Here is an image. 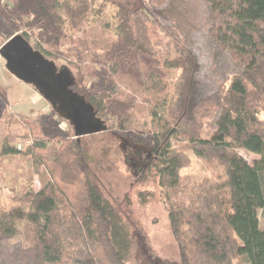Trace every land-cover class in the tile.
I'll return each instance as SVG.
<instances>
[{
  "label": "trees",
  "instance_id": "trees-1",
  "mask_svg": "<svg viewBox=\"0 0 264 264\" xmlns=\"http://www.w3.org/2000/svg\"><path fill=\"white\" fill-rule=\"evenodd\" d=\"M148 1L149 7L127 0H10V11L0 10L5 38L0 46L21 35L30 45L34 40L33 50L57 71L77 74L79 83L70 90L94 108L100 134L129 143L130 161L145 165L139 173L153 170L179 264H233L236 258L264 264V229L259 227L264 211V0H203L210 43L236 69L227 86L206 94L199 91L201 65L187 36L158 20L168 0ZM108 6L110 17L96 25L94 9L104 12ZM9 20L25 24L7 26ZM158 34L166 39L161 48L152 42ZM139 59L148 64H139L141 103L148 107L142 109L150 119L145 135L135 134L133 97L111 94L114 75L122 78L127 68L137 75L133 64ZM164 71L177 76L167 79ZM61 121L56 113L27 119L40 140L26 153L48 158L47 168L42 167L56 208L49 214L53 221L34 241L16 238L20 232L11 207L0 210V264H45L48 249L60 259L56 235L69 223L76 245L64 264H134L133 239L87 169L81 138L61 128ZM208 121L214 132L203 137ZM174 140L184 142L196 158L214 162L220 176L183 186L182 172L191 157L175 149ZM3 144L0 155L17 153ZM238 151L259 159L249 164Z\"/></svg>",
  "mask_w": 264,
  "mask_h": 264
},
{
  "label": "rangeland",
  "instance_id": "rangeland-1",
  "mask_svg": "<svg viewBox=\"0 0 264 264\" xmlns=\"http://www.w3.org/2000/svg\"><path fill=\"white\" fill-rule=\"evenodd\" d=\"M127 1L136 3L137 6H140L142 2L149 7L148 0ZM103 5L105 2L102 7ZM8 7L10 8V0H0V10L3 13L10 11ZM102 7L101 12L98 8L94 9L96 12L94 16L92 15V20L96 21V25L110 17L109 6L104 12ZM158 12L160 22H168L178 32V29L182 30V33L187 36L188 44L198 57L201 65L200 93L206 94L218 90L219 87L227 86L228 79L236 69L232 61L226 55L216 51L210 43V27L203 0H168L163 10L159 9ZM154 13L157 16V9ZM10 23L14 27H19L18 24L24 25L25 21L9 20V23L5 24L8 26ZM4 39L0 34V45ZM165 41V37L158 34L152 42L161 48ZM31 45H35L34 40H31ZM135 62L133 66L137 75L131 73L128 68L124 70L122 78L114 75L115 85L111 94L117 96L124 92L126 96L133 97L131 101L135 106V134L145 135L148 129L150 130V119L147 112L142 109L148 107L141 103L143 94L139 82L142 66L140 67L139 64H148L140 59ZM152 66L157 70V64L152 63ZM66 71L71 85L73 87L78 85L79 77L75 72L69 69L58 72ZM163 73L166 74L167 79H174L177 76V73L168 71ZM84 85L88 86L87 83ZM0 91L3 93L0 98H4L0 100V150L3 143H7L10 147L9 152L14 150L17 152L7 156L0 155V210L11 207V216L16 221L20 232L16 238L25 237L27 240L34 241V238L40 232H45L53 221L49 214L56 208V199L51 196L47 187L48 176L44 167L49 162L48 158L36 152L30 155L26 153L28 146L40 140L31 133L27 119L56 112L33 87L11 76L5 70L4 61L1 58ZM254 99L255 104L257 100ZM260 108H262L263 118L264 106L261 105ZM59 125L65 130H73L70 123L64 119ZM100 130L98 128L97 133L81 138V143L85 147L87 169L123 225L126 226L130 238L133 239L130 251L131 261L134 264H179L178 249L162 205V190L158 186L153 170L139 173V168L145 165L141 164L137 167L135 162L130 161V156L134 154L133 147L115 135L100 134ZM213 132L212 122H206L203 137H209ZM172 144L175 149L191 157L189 166L182 172L183 186L191 187L206 178L215 180L220 176V171H216L214 162L196 158L188 151L187 145L180 140H174ZM238 154L249 164L259 159L258 156L243 151H238ZM69 224L56 235L60 259L48 249L46 251L48 259L45 264H64L63 261L72 256L76 244L72 237V224ZM259 227L261 230L264 229V211L259 212ZM233 264H245V261L242 258H236Z\"/></svg>",
  "mask_w": 264,
  "mask_h": 264
},
{
  "label": "water",
  "instance_id": "water-1",
  "mask_svg": "<svg viewBox=\"0 0 264 264\" xmlns=\"http://www.w3.org/2000/svg\"><path fill=\"white\" fill-rule=\"evenodd\" d=\"M5 70L19 82L33 87L51 108L70 123L76 138L98 132L94 108L70 90L67 71L58 72L21 36L14 35L0 46Z\"/></svg>",
  "mask_w": 264,
  "mask_h": 264
}]
</instances>
